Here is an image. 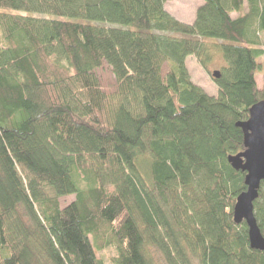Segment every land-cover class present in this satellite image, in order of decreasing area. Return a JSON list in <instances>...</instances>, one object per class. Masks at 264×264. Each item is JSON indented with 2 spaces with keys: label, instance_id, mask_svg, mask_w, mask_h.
I'll return each instance as SVG.
<instances>
[{
  "label": "trees",
  "instance_id": "trees-1",
  "mask_svg": "<svg viewBox=\"0 0 264 264\" xmlns=\"http://www.w3.org/2000/svg\"><path fill=\"white\" fill-rule=\"evenodd\" d=\"M168 1L0 0V264H264L227 160L264 100V0H203L192 24ZM210 52L216 96L185 66ZM253 206L264 237V181Z\"/></svg>",
  "mask_w": 264,
  "mask_h": 264
},
{
  "label": "water",
  "instance_id": "water-1",
  "mask_svg": "<svg viewBox=\"0 0 264 264\" xmlns=\"http://www.w3.org/2000/svg\"><path fill=\"white\" fill-rule=\"evenodd\" d=\"M220 73L213 71L211 77L218 79ZM243 133L244 151L229 156L228 162L235 170L245 173V191L240 193L233 207V222H245L248 228L249 246L253 250L264 251V237L257 225L253 202L258 197L260 184L264 181V101H259L249 109V117L236 123Z\"/></svg>",
  "mask_w": 264,
  "mask_h": 264
},
{
  "label": "rangeland",
  "instance_id": "rangeland-1",
  "mask_svg": "<svg viewBox=\"0 0 264 264\" xmlns=\"http://www.w3.org/2000/svg\"><path fill=\"white\" fill-rule=\"evenodd\" d=\"M201 4H203V0H171L164 4V9L180 22L192 24L195 19L196 10ZM231 16L234 18L236 14H232ZM210 53V56L213 55L212 52ZM206 61V65L203 67L193 56H188L185 60V66L193 84L199 86L209 96H216L217 88L211 74L213 71L220 72L221 68L225 66V61L218 54L211 56V58L209 60L206 59ZM259 62L262 65V72L256 74L254 79L258 91L262 93L264 92V56L261 57ZM166 71L167 68L164 66L163 72L165 73ZM94 72L107 92L114 91L115 81L111 70L106 64ZM72 199L73 197H66L61 201L66 205ZM152 253L157 264H164L163 261L158 258V254H155V252ZM101 256L105 257L103 254H101Z\"/></svg>",
  "mask_w": 264,
  "mask_h": 264
},
{
  "label": "flooded vegetation",
  "instance_id": "flooded-vegetation-1",
  "mask_svg": "<svg viewBox=\"0 0 264 264\" xmlns=\"http://www.w3.org/2000/svg\"><path fill=\"white\" fill-rule=\"evenodd\" d=\"M260 101H264V100H260ZM259 102V101H258ZM249 117V116H248Z\"/></svg>",
  "mask_w": 264,
  "mask_h": 264
}]
</instances>
